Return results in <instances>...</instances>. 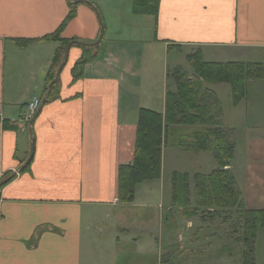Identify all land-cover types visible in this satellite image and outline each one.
<instances>
[{
    "label": "crops",
    "instance_id": "obj_1",
    "mask_svg": "<svg viewBox=\"0 0 264 264\" xmlns=\"http://www.w3.org/2000/svg\"><path fill=\"white\" fill-rule=\"evenodd\" d=\"M89 1L95 9L72 0H0V181L29 156L33 114L28 102L34 96L43 102L49 93L32 124V161L0 188V264H154L150 260L155 259L158 264H208L214 250L213 259L224 264L240 252L244 256V248L229 249L233 241H226L223 226L215 228L219 215L205 220L194 196L191 205L181 207L172 204L171 194V204L162 211L153 197H162L164 189L159 194L150 189L139 200L136 187L134 200L121 202L119 168L134 159L140 110L165 113L172 92L167 82L181 68L172 72L164 66L161 93L160 77L156 89L155 77L142 76V43L150 47L148 57L158 55L163 45L168 55L188 50L189 58L196 50L205 62L264 68V0H159L156 16L136 14L134 0ZM102 24L101 53L84 65L83 76L73 80V68L83 56L74 44L59 86L46 92L49 67L63 41L97 39ZM55 35L58 39H47ZM206 56L226 61H207ZM155 101L157 107L151 105ZM241 103L245 110L227 124L234 133L240 125L246 146L254 132L264 131L259 121L264 75L247 82L244 98L233 104ZM235 144L234 163L225 169L233 171L242 188L237 158L244 152ZM164 164L162 155V175ZM251 205L264 208V189H256ZM192 207L197 212H184ZM263 234L260 227L255 264H264Z\"/></svg>",
    "mask_w": 264,
    "mask_h": 264
},
{
    "label": "trees",
    "instance_id": "obj_2",
    "mask_svg": "<svg viewBox=\"0 0 264 264\" xmlns=\"http://www.w3.org/2000/svg\"><path fill=\"white\" fill-rule=\"evenodd\" d=\"M159 0H134V12L136 14L157 15ZM74 4V3H71ZM72 11L68 18H72ZM47 39H58V36L47 37ZM70 40L63 41L61 49L56 53L47 78L46 92L54 93L59 86V81L51 88L56 72L64 60L67 44ZM25 43V42H24ZM83 49V56L73 68V80L76 81L83 76L84 65L94 60L100 45H74ZM193 60L196 74L205 82L219 83L228 82L233 89V103L241 101L246 93L245 84L247 80L264 75L261 64L245 62H205L200 54L189 55ZM181 68L176 69L173 75H177ZM256 71V73H254ZM177 82L178 93L182 98L173 97L169 92L166 101L165 113H158L149 109H141L137 127V139L135 154L130 165L119 168V199L123 203H131L135 197L136 187L145 182L161 179L162 155L166 142L167 133L164 132L168 123H181L190 125H204L205 129L193 135V142L184 144L186 149L196 151H210L219 162V167L210 174H196L192 178L195 186L191 189V176L188 173L174 172L172 174L173 205L187 207L194 203L197 207H212L219 209L243 210V202L233 174L225 167L233 158L236 150L234 143L229 141L228 134L218 126L216 117L211 114L210 99L217 105V99L211 94L200 89L202 81L190 77ZM177 81V80H176ZM1 188V187H0ZM242 213V212H241ZM250 217L245 218L247 227L244 237V264H255V245L257 232L264 227V211L253 210L249 212ZM247 232V234H246Z\"/></svg>",
    "mask_w": 264,
    "mask_h": 264
},
{
    "label": "rangeland",
    "instance_id": "obj_3",
    "mask_svg": "<svg viewBox=\"0 0 264 264\" xmlns=\"http://www.w3.org/2000/svg\"><path fill=\"white\" fill-rule=\"evenodd\" d=\"M137 35H141L138 34ZM112 37V36H111ZM128 37V36H127ZM140 37H143L142 35ZM96 40V39H94ZM94 40H83V41H94ZM143 46H141V50H144V57H143V71L142 76L143 78H150L155 77L156 82V89H157V79L160 77V92H163L164 88V81L162 79V76L164 74V66L168 65V67L174 72V70L177 67H181L182 71H180L177 75L182 77L183 79H186L190 76H195L194 78H198L199 76L196 75L195 69L192 66L193 60H189L188 54L190 53L188 50L185 51L183 54H167L165 51L163 45H161L160 48L156 49V52L158 55L148 57L149 52V45L146 43H142ZM144 47V48H143ZM101 53V52H100ZM99 53V55H100ZM193 54H199L196 50L191 53ZM98 55V56H99ZM205 59V58H204ZM260 59V58H259ZM264 59V53L261 56V60ZM207 61H226L221 60V58L216 57H210L206 56ZM251 61H258V60H251ZM170 70V71H171ZM256 73V71H254ZM179 76L173 75L171 79L168 80V89L171 90L173 93V97L177 96L179 99L182 97L177 94L178 93V86L180 82H183ZM177 80V81H175ZM249 80L246 81V84ZM178 82V86H177ZM245 84V89H246ZM200 89L202 91H205L206 93H209L212 95V97L217 99V105L213 103V100L210 99V109L211 114L216 117V122L218 123V126L221 127L226 131L228 134L229 141L232 143H237L238 152H244L242 154V157L239 156L237 158V164L239 167V180L240 185L238 183L236 175L233 173L232 170H229L236 181L237 191L239 190L240 196L243 202V210L238 209H219V208H212L207 207L206 211L202 212V208L199 207L200 213L203 215L205 220H211L213 221V217H216L214 220L216 221L217 225H214L215 228L217 226H223L224 227V233L226 235V241L232 242L234 244H237L236 246L232 243H230V250L233 248L237 251L242 250L245 248L244 244V237H245V231L247 222L245 221V218L250 217L249 212H253V210H262L264 211V208H254L251 203L253 200L254 193H256V189H259L260 191L264 189V131H257L253 133V137H251V142L245 146L243 143L242 135L240 125L237 127V131L234 133L233 129L232 131L228 129V119L233 121H237L241 112L245 110V106L243 103H241L238 107H236L233 104L232 101V87L229 83H202L200 86ZM215 92V93H214ZM159 101H155L154 104L152 102L151 105H158ZM161 105V104H160ZM262 103L260 102V106ZM154 107V106H152ZM160 109L162 106H159ZM264 109V106L261 107V110ZM259 121L261 123H264V112L262 113V116L259 117ZM205 129L204 125L196 124V125H190V124H181V123H168L165 127L164 132L167 133L166 136V142L163 148V155L165 156V164L163 169V175L162 179L145 182L139 184L137 187L139 188V200L146 199V193L150 191V189L154 190L156 193L159 194L161 189H164L165 193L162 197L156 196L153 197V203H155V206H163L162 211L166 210V207L171 204V192L173 191V181H172V174L176 171H180L181 173H189L194 177L196 174H203L207 175L210 174L212 171H214L215 168H217L220 164L218 160L213 155V152L210 151H196L192 149H186L184 147V144H190L193 142L194 138L193 135L198 132ZM254 139V140H253ZM251 144V147H250ZM236 146V144H235ZM132 158H134L135 148L134 144L132 147ZM236 153V150H235ZM254 153H257L254 155ZM252 154V155H250ZM234 158L231 159L229 162V165L231 162L234 163ZM252 161L256 167L257 170H251L249 169V162ZM133 162V160H132ZM228 165V166H229ZM227 170V169H226ZM191 189L194 188L195 182L191 178ZM195 198V197H194ZM244 198V199H243ZM262 199V198H261ZM245 200V202H244ZM173 204V202H172ZM196 205V204H195ZM197 206V205H196ZM219 209L218 211L212 212L208 211L210 209ZM196 208H188L184 212L185 213H191L192 210H195ZM223 210V211H221ZM197 212V210H195ZM209 213H208V212ZM220 211V212H219ZM242 212V213H241ZM168 212L165 211V218L164 221L166 222L168 220ZM164 215V214H163ZM160 220L159 218L156 219V221ZM247 234V232H246ZM262 242H261V249H264V234L262 235ZM239 240H241V244L239 243ZM238 247V249H237ZM164 251V250H163ZM215 252V250L213 251ZM213 252H211L210 256V263L208 264H217L216 258L213 259ZM168 255L163 252V259L167 258ZM216 257V256H215ZM228 258V257H227ZM226 261L224 264H244V256L243 253L240 252L239 255L236 254L235 258L233 260ZM158 264L157 260H150V263ZM197 260H189V264H197ZM164 264V262H163ZM221 264V263H220Z\"/></svg>",
    "mask_w": 264,
    "mask_h": 264
},
{
    "label": "water",
    "instance_id": "obj_4",
    "mask_svg": "<svg viewBox=\"0 0 264 264\" xmlns=\"http://www.w3.org/2000/svg\"><path fill=\"white\" fill-rule=\"evenodd\" d=\"M72 1H77V2H84L86 4H89L90 6H92L95 9V6L93 5V3H91L89 0H72ZM104 36V26L102 24L101 27V31L100 34L98 36V38L94 41H79V40H71L65 49V54H64V60L61 63V65L59 66L57 73H56V78L54 79V81H52L50 87L55 84L56 82H58L61 72L63 70V68L65 67V65L67 64V61L69 59V52L71 47L74 44H82V45H97L101 42V40L103 39ZM49 87V88H50ZM48 94L45 95L42 104H45L48 100ZM41 109V106L38 108V110L35 112V114L32 116L30 122H29V133H30V153L29 156L27 157V159L25 160L24 163H22L19 168L17 170H15V172H13V174H11L10 176L4 178L3 180L0 181V187L4 186L5 184H7L10 180H12L17 173L21 172L22 170H24L32 161L33 155H34V132H33V128H32V124L35 120V118L37 117V115L39 114V111Z\"/></svg>",
    "mask_w": 264,
    "mask_h": 264
},
{
    "label": "built area",
    "instance_id": "obj_5",
    "mask_svg": "<svg viewBox=\"0 0 264 264\" xmlns=\"http://www.w3.org/2000/svg\"><path fill=\"white\" fill-rule=\"evenodd\" d=\"M41 103H42V97H40V96H34V97H32V99L28 102L29 112L34 115V113L41 106ZM0 116H2V110H1V108H0Z\"/></svg>",
    "mask_w": 264,
    "mask_h": 264
}]
</instances>
